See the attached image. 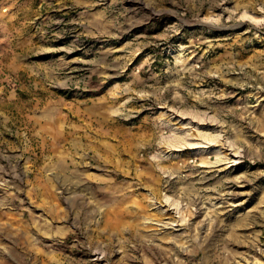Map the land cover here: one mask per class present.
Wrapping results in <instances>:
<instances>
[{
	"label": "rangeland",
	"instance_id": "374dc122",
	"mask_svg": "<svg viewBox=\"0 0 264 264\" xmlns=\"http://www.w3.org/2000/svg\"><path fill=\"white\" fill-rule=\"evenodd\" d=\"M0 264H264V0H0Z\"/></svg>",
	"mask_w": 264,
	"mask_h": 264
},
{
	"label": "bare ground",
	"instance_id": "6f19581e",
	"mask_svg": "<svg viewBox=\"0 0 264 264\" xmlns=\"http://www.w3.org/2000/svg\"><path fill=\"white\" fill-rule=\"evenodd\" d=\"M198 111V110H197ZM205 122H202V123H200L199 125H207V126H212V124H210V122H208V121H206V120H204ZM215 125V124H214ZM214 129V128H213ZM196 147V146H195ZM73 148V147H72ZM192 149V148H191ZM108 150H110V148L108 149ZM73 152H75V151H73ZM90 152H91V150H90ZM111 152V151H110ZM76 153V152H75ZM88 153V152H87ZM98 153V152H97ZM107 153V152H106ZM114 153V152H113ZM108 154V153H107ZM73 155V154H72ZM75 155V154H74ZM88 155V154H87ZM69 156V155H68ZM100 157H101V155H99ZM114 156V155H113ZM99 157V158H100ZM104 157V156H103ZM102 157V158H103ZM106 158H107V156H105ZM66 158V157H65ZM72 158H74V157H72ZM98 158V157H97ZM98 158V160H100ZM107 160V159H106ZM111 160L112 159H110L109 161L111 162ZM73 160H71L70 159V162L67 164V165H65V166H67V167H65V168H67V170L69 171V173H70V175L72 176V177H74V176H76L77 175V172H79L78 170L81 168L82 169V167H80V163H77V164H75V163H73L72 162ZM95 161H97V160H95ZM98 162V161H97ZM107 162V161H106ZM113 162V161H112ZM89 163V162H88ZM96 163V162H95ZM55 164V163H54ZM61 164V163H60ZM104 165H105V163H104ZM103 165V166H104ZM113 165V164H112ZM55 166V165H54ZM99 166V165H98ZM102 166V165H101ZM102 166V167H103ZM109 166V165H108ZM58 167V166H57ZM58 170V169H57ZM60 170V169H59ZM71 170V171H70ZM114 170V169H113ZM105 171V170H104ZM107 171H109V170H107ZM59 172V171H58ZM64 172V171H63ZM110 172V171H109ZM68 173V174H69ZM80 173V172H79ZM57 175V174H56ZM66 175H67V173H66ZM81 175V174H80ZM115 175V174H114ZM118 177V176H117ZM126 178V177H125ZM140 178V177H139ZM151 178V177H150ZM152 181V180H151ZM142 182V181H141ZM150 182V181H149ZM161 182H162V180L159 178L158 179V181H157V184H156V188L158 189V191H159V188H161L162 187V185H161ZM101 183V182H100ZM91 184H94V183H91ZM152 184V183H151ZM167 186V185H166ZM170 186H173V183L169 180V185H168V187H170ZM127 189V188H126ZM155 189V188H154ZM123 191V190H122ZM156 191V190H155ZM107 192V191H106ZM125 192H126V190H125ZM108 193V192H107ZM156 193V192H155ZM116 202V201H115ZM123 202V201H122ZM121 202V203H122ZM120 206V205H119ZM123 207H121V209H122ZM127 210V209H126ZM87 211V210H86ZM85 211V212H86ZM106 213V212H105ZM126 213V211L123 209V210H115V208L112 210V211H109L108 212V214H107V216H109L108 218H106L105 219V222H104V220H103V222H104V224L105 225H108V226H110V222L112 221L114 224H112V227L115 225L116 226V228L118 227V229L121 227V228H124L125 227V224H124V218H126L127 217V215H128V213H127V215L125 214ZM85 214V213H84ZM88 214V213H87ZM86 214V215H87ZM104 217V216H103ZM110 217L112 218V219H110ZM104 219V218H103ZM128 224V223H127ZM126 226H128V225H126ZM131 226H132V224H131ZM131 226H128V228L129 229H131ZM135 226H137L136 224H135ZM134 226V227H135ZM105 229L107 228L108 229V227L107 226H105L104 227ZM136 228V227H135ZM113 229V228H112ZM134 229V228H133ZM115 230V229H114ZM132 230V229H131ZM118 232V231H117ZM116 232V233H117ZM132 232V231H131Z\"/></svg>",
	"mask_w": 264,
	"mask_h": 264
}]
</instances>
